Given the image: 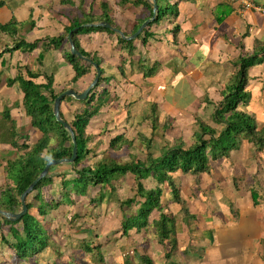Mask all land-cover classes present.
Wrapping results in <instances>:
<instances>
[{"label": "trees", "instance_id": "obj_1", "mask_svg": "<svg viewBox=\"0 0 264 264\" xmlns=\"http://www.w3.org/2000/svg\"><path fill=\"white\" fill-rule=\"evenodd\" d=\"M12 2L14 0H0V4L9 5ZM160 2L162 4L159 6V0H156L159 13L155 20L145 26L136 38L123 40L112 29L84 26L103 21L121 30L126 37L131 36L153 14L152 5L146 0H117L120 10H127L133 6L134 9L139 8L144 11L134 16L135 19L129 28H126L129 25L122 27L115 22L109 2L99 1L98 4H93L86 3L85 0H60V4L70 9L75 15L68 19L59 35H46V38L49 42L48 46H61L64 64L71 71L69 74L72 85H63L59 75L62 74L61 78H63L67 76V72L60 71L58 75L56 67H51L50 72H45L31 69L26 65H19L16 73L6 78L7 87L16 86L18 94L21 95V107L16 106L15 108L21 109L24 116L28 118L30 128L39 132L34 142L30 143L28 133H19L14 120L8 123L10 129L8 130L9 143H7L9 145L6 148L13 150L15 157L12 156L4 162L0 161L3 174V181L0 184V210L15 214L21 210L20 196L38 177L46 163L72 157L71 138L62 124L56 121L53 115V103L57 96L68 89H73L77 93L83 92L93 80L95 69L88 61L70 53L68 35L71 31L76 29L72 33L75 49L95 62L101 72L98 83L86 99L76 100L72 96H65L59 106L61 118L69 124L75 135L77 155L74 161L68 165L62 163L50 166L47 174L26 195L27 211L20 219L10 221L0 215V232L6 230V235L2 234L0 239L6 249V254L2 253L0 256L6 258V261L1 264H44L46 260L42 255L50 247L54 232L52 227L54 220L57 219L53 209L63 205H73L74 197L87 196L95 191L92 188L100 185H118L119 181L116 179L118 175L123 181L130 180L135 187L133 195L118 198L120 210L129 217L128 223L124 224L118 218V221L113 222V232L109 235L106 230L97 231L95 229L98 221L90 222L92 229L86 223L84 226L72 227L70 223L75 222L73 220H79L80 217L77 214L68 215L70 229H74L73 235L80 236V238L70 236L69 241L71 239L79 243L82 241V245H74L73 248H78L86 254L92 264H125L123 259L128 262L138 259L140 264H153V259L149 255L148 257L144 255L141 259L138 254L139 247H142L143 252L145 251L148 245L146 241L148 235L156 234L159 240L166 241L176 225L174 223L186 221L183 218L189 216L190 219L195 220L194 215L187 214L188 206L181 199L178 176L190 179L191 186L188 187V192L191 198L200 202L209 201L206 191L209 190L219 195L218 187L223 186L225 182L222 177L215 179L214 176L220 173L218 169L220 167L217 168L216 165L222 166L228 163L231 165L232 162L233 175L229 179L236 203L239 204L240 201L246 199L257 206L261 205L262 201L264 202V124L261 119L257 120L253 117L249 111L253 95L257 93L256 84H250V68L264 62V42L254 43L252 46L245 45L247 41L244 39L249 35L250 26L245 28L240 41L235 45L240 52L238 51L236 55L230 53L228 42H221L219 49L223 51L224 47L227 48L226 62L221 64V67H218V64L216 68H209V70L207 67L204 68L206 78L199 82L198 104L196 108H190L193 116L190 124L183 125L182 121L174 118L168 125H164L163 142L156 148H153L152 138L148 139L144 133L134 130L132 136L128 134L130 124H132L130 116L133 113L132 110L137 112L135 117L137 125L148 122L155 130L154 126L158 120L156 115L158 104L156 101H147V104H143V109H140L138 103L141 102V98L133 96L134 88L126 86L132 81L124 72L123 64L118 68L119 73H110L118 75L121 81L113 80L109 75L103 77L105 73L103 64L112 54H103L101 43L93 47L92 33H106L115 48L114 52L116 50L125 52V55L133 60L137 56V51L139 54L142 53V48L154 33L161 27L164 28L163 22L160 21V14L167 13L166 10L169 8L167 7L168 2L163 3L162 0ZM233 2L238 4L239 9L244 7L237 0H212L208 8L210 15H215V9L220 8L222 10L220 15H223L216 18L217 23L220 24L236 10ZM164 7H167L166 10ZM95 8H97L96 11ZM179 15V12L174 14L172 21L179 20ZM158 22L159 26L151 31L150 29ZM7 28L16 29L15 25H0V33L5 34ZM180 29L179 23L171 26L168 37H173V43L176 42V35ZM44 39L41 38V40ZM13 40L17 42L11 47L8 42L4 44L0 40V59L3 53L15 50L20 52L27 49L34 50L38 47L40 39L32 42H28L23 37L13 38ZM41 50L47 51L46 48ZM41 50L37 54L40 57ZM55 60L57 61L56 56ZM145 60L142 64V75L145 79H151L161 65L157 61L147 64ZM180 60L173 58L165 65L170 70L172 69L173 73H179L188 66L185 63V56L182 55ZM0 67L1 69L5 67L2 62ZM261 75L264 78V71L258 72V77ZM59 80L62 84H59ZM227 80H234L233 85L231 87L224 85L220 88L221 84ZM110 81L116 83L114 88L130 93V100L119 112H116V105H111L115 103V100L109 88L105 86ZM9 112L10 110L6 108L3 114L5 120L10 117ZM104 116L107 117L95 125ZM188 133L193 137L191 144L188 142ZM125 134H128V137ZM171 138L174 139L170 141ZM134 144L139 148L131 153V150L135 149ZM246 147L250 151L249 157L245 156ZM104 151L107 152L106 156ZM123 151L129 152V155H126L127 159L117 158L119 154H123ZM245 161L254 163L253 170L244 171L243 162ZM241 165L243 174L245 172L247 175L239 171L238 166ZM203 175L214 181L209 184L202 183ZM55 182H58V188L54 187ZM226 189L227 194L224 188L221 191L222 195L226 194L227 201L222 202L221 195H219L218 207L212 203L215 211L211 215L217 217V212L221 209V211H229L233 216V221H239L241 219L239 210L231 208L235 202L232 201L229 184ZM169 198L171 202L180 206L178 212L169 213ZM93 200L89 202L91 204L96 203L95 201L100 203L101 198L95 194ZM129 212L132 216L128 214ZM153 212L159 213L158 217L149 221V215ZM254 216L255 214L251 215L252 218ZM124 238V246L114 253L108 254L107 248L105 249L107 257L104 261L105 257L101 248L107 244L117 243L119 240L123 241ZM87 239L96 240L98 244L92 246ZM120 250H124L125 255L123 251L121 255ZM66 251V256H68V250ZM170 255V251H165L164 264H176ZM74 263L79 264L77 258Z\"/></svg>", "mask_w": 264, "mask_h": 264}, {"label": "rangeland", "instance_id": "obj_2", "mask_svg": "<svg viewBox=\"0 0 264 264\" xmlns=\"http://www.w3.org/2000/svg\"><path fill=\"white\" fill-rule=\"evenodd\" d=\"M30 0H18L19 5H22L23 3H27ZM101 2H109L111 6V13L115 19V22L119 24L120 26H126L133 23L135 19V15H139V8L134 9L133 6H130L125 13H121L119 9V5L117 4V0H99ZM164 2H168L167 7L169 8L166 10L167 7H164L167 13H161L160 14V21L163 22V27H161L160 30H158L150 41L146 44V47H143V51L141 54L139 52H136V57L131 60L125 55V52L121 51H115V48L113 47V44L110 41H105L104 46V53L105 55L112 54L109 56L108 59H106L105 64H103V69L105 73H103V77H107L109 75L112 77L113 80H120L121 78L118 75L110 74L112 73H119L118 68L119 66H123V70L126 73L127 77L132 81L130 84H126L129 88L133 89V96L140 97L141 102L138 103L140 109H143V104H147V101H156L158 104L156 115H157V124L154 126L155 130H153L152 125L150 123H144L142 125H137L136 123V111L132 110L133 113H131L132 117V124H130L129 135L132 136L134 130H138L146 137L152 138V142L154 141V147L156 148L159 144H161L163 141V127L164 125H168L174 118H176L179 121L183 122L184 124H190V121L193 120L192 112H190V108H196L198 104V95L200 94L199 90V82L200 80H204L206 78V75L204 73V68L207 67V70L209 68H216L221 67V64H224L227 60V53L226 51H222L219 49L220 43L228 42V51L234 55L240 52V49H236V43H238L241 39V35L245 28L249 26L246 25L245 22L247 21L248 12H245L246 10H250L248 8L243 7L242 9H239L237 6L238 4L233 2L234 6L236 7V10L232 12L228 18H225L222 20V22L219 24L216 21L217 17H222L223 14L220 15V11H222L220 8L215 9L216 13L213 16L209 13V4L212 0H185V1H179V0H162ZM233 1V0H231ZM250 1V0H248ZM32 3H34L37 6V11L35 13L38 14V17L35 16H29L26 18H20L15 13V9L12 8L11 5H8L7 3L0 4V25L5 24H11L12 26L15 25V30H10L7 28V31L5 34L0 33V40L1 42L9 43L10 47L13 46L17 40H13V38L19 39L25 34H28L31 38L30 41L38 40V47L43 48L47 44H49L48 41H46V37L44 36H56L57 32L55 28L58 27H51L49 24L51 22H47L44 19V16L47 17H57L58 15L62 14L61 10H59L60 6V0H35ZM229 3V2H228ZM162 3L159 0V6ZM250 4L253 7V3L250 1ZM213 8V6H211ZM210 7V8H211ZM61 8L65 9L64 6ZM245 9V10H244ZM78 12V10H76ZM179 12V20L172 21V18L174 17V14ZM142 13V10H141ZM64 14V13H63ZM68 17V16H66ZM59 17L55 21H59ZM227 20V21H226ZM154 21V20H153ZM152 21V22H153ZM172 21V22H171ZM103 22V21H102ZM171 22V23H170ZM16 23V24H15ZM176 23H179L181 25L180 32L178 35H176V42H172V38L168 37L169 29L171 26L176 25ZM239 23H242L244 28L239 27ZM96 24V23H95ZM159 25V22L157 25L153 26L150 30L154 29L156 26ZM219 25L220 28H219ZM62 27V26H61ZM63 28H60V33L62 32ZM235 29L237 31V34H235ZM241 29H244L241 31ZM250 30V28H249ZM13 32V34H10ZM107 37L108 35L105 34ZM172 36V35H171ZM249 35L246 37L248 38ZM44 39L43 40H41ZM136 38V37H135ZM238 38V40H235ZM255 41H253V44ZM252 44V43H251ZM252 44V45H253ZM50 46V47H49ZM46 47L47 51L41 50L42 54L41 57L33 52V50L27 49L26 51H22V53H18L17 50L10 52V53H3L2 58L0 59V63L2 62L5 67L1 69L0 67V83L2 82V85L6 81V78L12 77L16 73V68L19 65L25 64L27 67L34 69V70H43L45 72H50L51 67H56L58 71V75L60 71L63 73L67 72V76L61 78L63 82V85L65 86H71V84H65L63 80H67L71 75V71L69 68L64 64L63 58H62V52L60 49L56 48L54 49L53 45H49ZM3 51V49L1 50ZM148 52V53H147ZM185 56L186 61L185 63L188 64L187 67H184L179 73H173V70L166 67L165 63L169 62L173 58H177L180 60L181 56ZM55 56L58 57L57 61L55 60ZM180 56V57H179ZM145 60V63H152L154 61H157L158 64L161 65V68L157 70L155 76L151 79H145L142 75V64ZM181 61V60H180ZM9 62L11 64L19 63L18 65H14V71L10 72L6 70V63ZM65 65V67H64ZM223 70H225L223 68ZM264 71V62L262 61L261 64L253 65L250 68V84L254 85L256 84V78H258V72ZM218 74V72H217ZM58 78V77H57ZM121 81V80H120ZM62 82L59 80V84H62ZM234 83V80H227L225 83L221 84L220 88L224 87V85L232 86ZM7 84V83H5ZM115 82H108L105 86H107L111 92V95L114 97L115 103L111 105H116V112H119L120 109L124 108L125 105H127V102L130 100V93L123 92L120 88H114ZM9 90V88H8ZM7 90V91H8ZM18 92V90L16 91ZM19 95V94H18ZM18 95H15L14 93L10 96H1L0 95V161L4 162V160L15 157V152L11 150L8 147L9 143V134L8 130L9 125L8 123L10 120H14L16 123L17 131L19 133H28L29 139L28 142L33 143L34 140L39 135L38 130L30 128L28 124V118L24 116L22 110H17L15 107L20 106V101ZM261 96H264V92L260 93ZM260 98V96H257L255 99L257 100ZM110 100V98H108ZM251 101L249 106V111L255 117L257 120L261 119L262 124H264V114L262 113V103H258V101ZM13 101H16L15 103H12ZM147 107V106H146ZM7 108L10 110V108H15L14 110L10 111L8 115L7 120H5L4 115L2 111ZM204 116H207V114H203ZM175 116V117H174ZM105 117H101L95 125H98L101 121L105 119ZM192 117V119H191ZM128 134H125L126 137H128ZM169 135V134H168ZM188 142L191 144L193 137L190 133H188ZM174 139H169L170 141ZM8 142V143H7ZM135 149L131 150V153H134L138 150V146L134 144L133 146ZM105 148V147H102ZM105 156L107 155V152H103ZM129 153V152H128ZM128 153L123 151V154H119L117 158L127 159L126 155H129ZM246 157L250 156L249 148H245ZM245 160V158L243 159ZM244 164V171L247 169L253 170L254 163H251L249 161L243 162ZM216 167H220L219 174H216L214 177L215 179H218V177H222L225 182H223V186L219 185V195L222 202L227 201V197L225 195L228 193L227 187L229 184V188L231 191V196L233 198L232 201L236 203V200L233 196V189L230 187V179L233 175V163L231 162V165L223 164L222 166L216 165ZM239 171L241 174H243L242 165L238 166ZM2 167H0V184L3 181V174H2ZM243 175H247V173L244 172ZM178 184L181 188V199L185 201V204L188 206V212L187 214H192L195 216V220L190 219L189 217H184L186 221H188V228L191 229L193 226L190 223V221L195 222H201V221H207L210 218H213V221H224L220 218L225 216L227 218V221H233L231 220V217H233L230 213L225 211L218 212V216L214 217V215H211L213 211H215V208L212 206V203L218 207L219 204V195H215L212 191H206V196L208 197V200H205L203 202L194 200L189 196L188 187L191 186V181L188 178H185L183 176H178ZM121 176H116V179L119 181L118 185H100L95 189L92 193H90L87 196L74 197L75 203L71 206L63 205L60 208H54L55 219L53 227V237L50 240V247L49 249L42 255L44 259L52 264H75V258H77L79 264H92V262L89 260L87 256H85L80 249L73 248L74 245H82V241L79 243L75 240H70L69 237L73 235L74 229H70L68 221V215L69 214H77L80 218L79 220H73L75 222L70 223L72 227L79 226L86 223L88 227L92 229L91 221H98L96 225L97 231H107L108 228V222L111 221H118V218H120L121 221H128L129 217L127 214L122 212L118 205V198L121 197H128L135 193V187L133 186L132 182L130 180L123 181L121 179ZM211 178H209L206 175H203L201 177V182L204 184H209L212 182ZM58 182L54 183V187L58 188ZM224 188L225 195H222V189ZM95 194H98L101 198L100 203L95 201L96 203H90L89 201H94L93 197H95ZM169 200V213L171 212L176 213L180 210V206L171 202V198ZM237 204V203H236ZM234 204V209H237V205ZM97 206V208H95ZM233 205L231 206V208ZM129 215L132 213L129 212ZM159 213L153 212L149 215V221H151L154 218L158 217ZM132 216V215H131ZM130 216V217H131ZM52 217V216H51ZM59 219V220H58ZM58 221V222H57ZM236 221V220H235ZM112 223V222H111ZM113 231V229H112ZM108 232V231H107ZM112 232H108L109 235H111ZM6 235V230L3 232H0V239L1 235ZM105 234V233H103ZM102 234V235H103ZM173 233L169 235L168 238L171 237ZM92 235V234H91ZM90 235V236H91ZM8 237V236H7ZM80 238V236H77ZM89 241V239H87ZM89 243L92 246H95L98 244V241L93 240L89 241ZM150 246L153 245V243L147 242ZM120 244V243H119ZM125 244V243H124ZM71 246V247H69ZM109 245H104L101 248V252L104 255V261H106L107 255L105 254V249ZM66 249L68 250V253L70 251H75L72 253H69L68 257L66 256ZM115 249L114 246L111 247V250ZM154 245L152 246V250H154ZM6 254V249L4 248L3 243L0 241V256L1 254ZM94 253L95 250H94ZM98 262V258H95ZM135 261H138V259H134ZM6 261V258L0 257V264L2 262ZM44 261V264H47V262ZM32 264V263H30ZM43 264V263H40Z\"/></svg>", "mask_w": 264, "mask_h": 264}, {"label": "crops", "instance_id": "obj_3", "mask_svg": "<svg viewBox=\"0 0 264 264\" xmlns=\"http://www.w3.org/2000/svg\"><path fill=\"white\" fill-rule=\"evenodd\" d=\"M33 1L35 0H30L27 3H23L22 5L17 6L19 5L17 4L18 0H14V2L9 3V5L11 4L12 8L15 9L16 15H18L20 18L27 19L29 16L38 17V14L35 13L37 11V6L34 3H32ZM85 1L86 3H93V4H98L99 2V0H85ZM250 1L253 3L254 8H250V10L245 11L248 12L247 21L245 22V24L246 25L248 24L250 26V30H249L250 36L244 39L248 43V44L245 43L246 46L249 45L252 46L253 41H255V43L264 42V0H250ZM250 1L248 2L250 3ZM59 10H61V12H63L64 14L62 13L57 17L44 16V19L47 22H51L49 26L58 27L55 28L56 31H58L59 29V33L57 32V35L60 34V28H63V26L67 23L68 19L72 18L75 15V13L74 14L71 13L70 9H66V8L63 9L60 7ZM96 10L97 8H95V11ZM125 11L126 10H120L121 13H125ZM142 12L144 11L142 10ZM58 17L60 19L58 22H56L55 18L57 19ZM220 26L221 25H219V28ZM129 27L130 25L127 26L126 28ZM239 27L244 28L245 26H243L242 23H239ZM168 29L170 30V28ZM243 30L244 29H241V31ZM105 34L106 33L104 32L92 33V38L94 43L93 47L96 45H100L101 43V52L104 51L105 41H109L108 37ZM235 34H237L236 29H235ZM43 37H46L45 33ZM85 37H83V39ZM23 38H26V40L30 42L29 38L31 37L28 36V34H25ZM235 40H238V38H236ZM46 41L48 40L46 39ZM47 46L48 44L43 48L37 47L33 50V52L35 54H38L41 49H44ZM53 47L54 49L58 48L61 50V46H53ZM226 49L227 48L224 47L223 50L227 51ZM18 53H22V52L18 51ZM56 59H58L57 56ZM16 64L18 65L19 63H15V64H11L9 62L6 63V69L10 72V74L11 72L14 71V67H15L14 65ZM61 76L62 74L59 75V77ZM262 78L263 76L261 75L256 79L255 88L257 93L253 95L252 101L255 102L256 100L255 98L257 96H260V98H258L256 101H258L259 104L260 103L263 104L262 113L264 114V96L260 95L261 92H264V80H263L264 78L263 79ZM63 81L65 84L67 83L71 84L72 82L71 77H69L66 81L65 80ZM4 85L5 86L2 85V82L0 83L1 96H5L6 98H8L7 96L12 95L13 93L15 95H18V92H16L17 91L16 86L13 88H9L8 90L7 85L5 83ZM18 97H20L19 98L20 101L21 99L20 93ZM15 102L16 101H13L12 103ZM5 110L6 108L2 111L3 114ZM12 110H14V108H10V111ZM17 110L19 111L21 109H17ZM236 205H237V209L234 210H239V214L241 215V219L239 221H227V218L225 216L220 218L221 220L223 219L224 221H219V218L218 221H212L213 218H210L209 221H201V222L190 221V223L193 226L191 229H189L187 226L188 221H177V223H174L176 225L173 228L172 231L173 234L166 241L159 240V238L156 237V234H153V236L151 234L148 235L146 241L149 243H153L155 249L152 250L153 245L150 246L148 244L145 248V251L143 252L142 247H139L138 248L139 257H141L142 259V256L146 255L148 257L149 255L150 258L153 259V264H164L163 255L165 251H170L171 252L170 256L172 259H174V262L176 264H264V202L262 201L261 205L254 206L253 202H249L246 201V199H244L240 201L239 204ZM225 212L230 213L229 211H225ZM253 214H255V216L252 218L251 215ZM242 217H244L243 220ZM232 219L233 217H231V220ZM111 222H108L109 223L107 228L108 232H113L112 228L114 226L113 224L114 221ZM123 222L125 224L128 223L129 221H123ZM72 236L77 237L76 235H72ZM123 242L125 243V238L123 241L119 240L117 243L110 244L107 247L106 252L108 254L114 253V251H117L118 248L124 246ZM112 246H114L115 249L111 250ZM122 251L123 254L125 255L124 250H120L121 255H123ZM72 252L75 251H70L69 253ZM84 255L87 256L86 254ZM123 261L125 262V264H140L138 261L135 260H131L128 262L125 261V259H123Z\"/></svg>", "mask_w": 264, "mask_h": 264}, {"label": "water", "instance_id": "obj_4", "mask_svg": "<svg viewBox=\"0 0 264 264\" xmlns=\"http://www.w3.org/2000/svg\"><path fill=\"white\" fill-rule=\"evenodd\" d=\"M148 3H150L152 5V16L151 18H149L148 20L144 21L141 26L137 29V31L131 35L126 37L124 35V33L116 28H113L110 26V24H108L107 22H98V23H94V24H87L84 27H103L106 29H112L114 31V33L121 39L123 40H132L134 39L136 36H138L144 29L145 26H147L149 23H151L153 20H155V18L157 17L158 13H159V8L157 6L156 0H146ZM76 29H74L73 31H71L68 35L69 38V46H70V53L71 54H75L77 55L79 58L84 59L86 61H88L95 69V75L93 80L91 81V83L89 84V86L81 93H77L76 91H74L73 89H68L65 92L61 93L59 96H57L54 100L53 103V115L56 119V121H58L59 123L62 124L63 128L65 129V131L68 133V135L71 138L72 144H73V148H72V157L69 159H59V160H53V161H49L46 163V165L44 166L43 170L41 171V173L38 175V177L29 185V187L22 193V195L20 196V201H21V210L18 213L12 214V213H7V212H3L0 210V215H2L3 217H5L6 219L10 220V221H16L18 219H20L27 211V206L25 204V197L28 193H30L34 186L37 184V182L39 180H41L48 172L50 166L52 165H58V164H70L74 161V159L76 158L77 155V146H76V139H75V135L74 132L72 131L71 127L69 126V124L64 121L61 116H60V110H59V106L60 103L62 101V99L65 96H72L74 99L76 100H84L86 99V97L88 96V94L90 93V91L95 87V85L98 83L99 81V77H100V68L98 67V65L91 61L90 59L86 58L84 55L80 54L76 49H75V45L74 42L72 41V33L75 31Z\"/></svg>", "mask_w": 264, "mask_h": 264}, {"label": "built area", "instance_id": "obj_5", "mask_svg": "<svg viewBox=\"0 0 264 264\" xmlns=\"http://www.w3.org/2000/svg\"><path fill=\"white\" fill-rule=\"evenodd\" d=\"M239 1L242 5H244L245 8H252L251 4L247 0H237Z\"/></svg>", "mask_w": 264, "mask_h": 264}]
</instances>
